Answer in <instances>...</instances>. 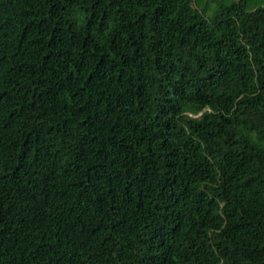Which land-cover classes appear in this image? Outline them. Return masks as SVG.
Here are the masks:
<instances>
[{
  "label": "trees",
  "instance_id": "trees-1",
  "mask_svg": "<svg viewBox=\"0 0 264 264\" xmlns=\"http://www.w3.org/2000/svg\"><path fill=\"white\" fill-rule=\"evenodd\" d=\"M0 264H264V0H0Z\"/></svg>",
  "mask_w": 264,
  "mask_h": 264
}]
</instances>
